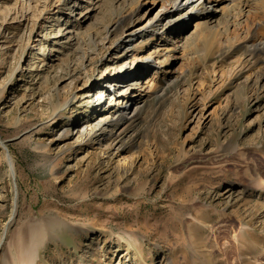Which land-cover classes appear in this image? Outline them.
<instances>
[{
  "label": "rangeland",
  "instance_id": "1",
  "mask_svg": "<svg viewBox=\"0 0 264 264\" xmlns=\"http://www.w3.org/2000/svg\"><path fill=\"white\" fill-rule=\"evenodd\" d=\"M205 1L217 19L238 0ZM138 2L120 26L99 0L84 22L63 0H0V264L35 248L32 264H264V50L215 40L244 19L209 46L187 18L151 32L170 2Z\"/></svg>",
  "mask_w": 264,
  "mask_h": 264
},
{
  "label": "bare ground",
  "instance_id": "2",
  "mask_svg": "<svg viewBox=\"0 0 264 264\" xmlns=\"http://www.w3.org/2000/svg\"><path fill=\"white\" fill-rule=\"evenodd\" d=\"M91 1L92 0H85L86 6H83L84 3L82 0H63V4L69 5V8L73 10V12L78 10V16H82L80 18L82 19V22H84L87 19V16L82 14V12L83 10L89 9L88 7L90 6L89 4H91L90 3ZM99 1H102V3L104 2V4L105 3L109 4L110 11L112 13L114 12L115 16L119 17L117 21H119L118 24L120 26H123L126 23L127 24L131 23L130 20L132 17L130 16H133L137 12L139 6L138 0H132L133 3L131 2V5L135 7H132V9H130L129 12L124 13L126 11L125 8L121 10H119V8L123 7L121 5L125 0H120L122 4H119L118 5L119 7H116L115 5L119 3L118 2L119 0H99ZM168 1L170 2V4L168 5L169 7L163 10L162 14L160 15L161 16L160 19L156 21L154 20L151 21V25L153 22L156 23L154 26H151L153 28L151 32H160L161 34L169 35V33H171V31L175 29V27L178 25L179 21H181L180 19L187 18L189 20H192V23H190L189 21L188 25L189 23L193 24L195 28L196 27H198L199 29L201 28L202 30H205L209 33V36L206 38L207 41L206 40L205 41L207 42V45L208 44L210 45L214 37L217 36V34H225L228 31L227 28L229 26L236 24L238 25L239 24L238 19H244V24H242L243 26L241 27H245V28L242 29L240 33L237 32L238 34L236 35L234 34L231 36H226L221 40L220 39L219 40L215 39V40H217L219 44L224 48L225 54L230 53L231 50H235V52L239 51L240 55L242 56V59L245 61L253 60L254 57H257L256 55H258V52L264 50V40L258 41L255 31L250 32V30L247 29L248 26H261V25L264 26V0H238L237 2H235V4H232L233 5L232 7L230 6L231 8L229 9L228 13L224 12L223 10L222 11L220 10L219 12L220 18L217 19L215 18L216 15L215 16L213 15L214 12L216 11L214 10L215 9L214 7L212 8V4L210 3V1L209 3H207V1L205 0H168ZM129 4L130 3L128 2V5ZM98 6L100 5L98 4ZM189 10L190 12L194 10H197L198 12H196L195 14L196 16L191 17L189 15ZM174 15H176L177 17ZM57 17L54 18L55 22L59 21V18ZM62 21L64 22L65 20L63 19ZM69 22L67 20L65 21V23H60L59 25L57 24L56 33H62L63 29H66V32L68 33L69 31L71 32V29H74V26L72 22L70 23V26H66ZM64 24L66 27H64ZM181 29H178L176 33H174V35H176L177 38H180V36L182 35L181 32L184 31L185 28L184 29L181 28ZM139 31L140 29L135 31L132 30L128 32V36H135V35L137 36L138 35L137 33H139ZM242 34L244 35L241 37ZM214 41L213 44H216L214 43ZM173 45H174L173 46L174 49H178L175 46V44ZM125 46L124 49L126 50L127 47ZM185 46H188L187 42H182L181 47L185 48ZM40 50L42 52L41 56L43 57L45 55L46 50L43 46H41ZM170 58L171 55L168 56V60H170ZM45 61H47L46 58L43 59L41 63L44 64ZM29 67L31 66H28V68ZM128 97H130L129 100H132L135 99L137 95L128 94ZM131 113H132V108L127 109L125 107L123 111L116 113L117 116H111V119L106 118L105 120L97 121L95 122L94 126L95 128H97L98 131L106 130L110 126H116L118 122L126 120L127 116L130 115ZM0 144L2 145L3 143L0 142ZM4 158L7 160L9 165V174H11V176L14 178L15 174H14L12 159H10L8 155H5ZM38 238H36V240H38ZM33 245L35 244L33 243ZM36 254H37L36 248L34 249V251L30 250L21 253L20 256L21 264H32L34 259L37 258Z\"/></svg>",
  "mask_w": 264,
  "mask_h": 264
}]
</instances>
